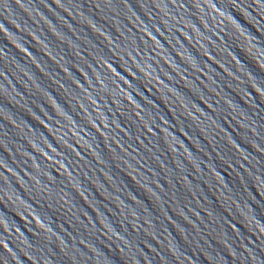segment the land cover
<instances>
[{
  "label": "water",
  "instance_id": "water-1",
  "mask_svg": "<svg viewBox=\"0 0 264 264\" xmlns=\"http://www.w3.org/2000/svg\"><path fill=\"white\" fill-rule=\"evenodd\" d=\"M0 264H264V0H0Z\"/></svg>",
  "mask_w": 264,
  "mask_h": 264
}]
</instances>
